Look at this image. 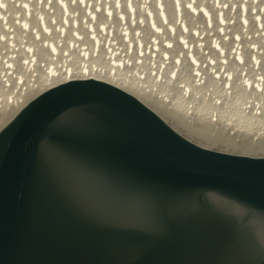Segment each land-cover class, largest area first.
<instances>
[{
	"label": "water",
	"instance_id": "95a60500",
	"mask_svg": "<svg viewBox=\"0 0 264 264\" xmlns=\"http://www.w3.org/2000/svg\"><path fill=\"white\" fill-rule=\"evenodd\" d=\"M180 79L178 109L174 88L213 101L187 104L196 129L258 121L228 116L226 79ZM180 122L99 77L32 93L0 125V264H264V150Z\"/></svg>",
	"mask_w": 264,
	"mask_h": 264
},
{
	"label": "bare ground",
	"instance_id": "6f19581e",
	"mask_svg": "<svg viewBox=\"0 0 264 264\" xmlns=\"http://www.w3.org/2000/svg\"><path fill=\"white\" fill-rule=\"evenodd\" d=\"M230 10H233L232 14H228ZM217 12H220L221 20H228L230 16L237 20L242 16V22L248 24L245 26L247 29L253 27V24L260 25L264 29V0H0V51L6 54L7 49L3 47L8 42V34L12 33L11 49L9 48L8 52H16V55L7 60L11 62L12 75L10 76L12 78L17 74L22 76L20 84L15 78L9 77L8 85L3 79L6 73L3 77L0 76V125L41 87L55 85L60 80L71 77L94 76L131 88V91L140 94L148 103L158 107L172 120L184 121L191 131L195 130L203 138L206 133L213 137L212 140L232 148L246 150L263 148L264 150V143L261 142L257 144L255 142L252 147L245 139L232 141L228 137V134L231 136L232 134L228 133V129H220L212 120L214 116H211L210 120L216 125L215 127L201 124L210 122L202 120L196 129L195 115L187 108V104L194 99L197 103L203 101L206 105H211L213 101L205 96L206 92L196 89L191 94L190 91L182 90L184 94L182 97L180 89H176L178 101L181 102L179 109L168 92L171 88L168 87L167 81L170 79L166 76V71L176 69L178 72L186 73L187 68L184 64L187 63V54L190 53L193 66L190 64L192 67H188L189 69L196 68L204 72L208 69L210 72L205 76L201 73L198 76L195 75V79L198 78L200 81L199 85H205L209 81L220 83L221 79L226 78L224 85H228V88L236 90L243 88L247 91V95H241L234 90V95L240 101L238 100L236 105H231L235 107V113L231 115L228 113V116H238L241 121L251 120L252 115L256 116L258 121L254 123L251 120L250 126L244 128L243 132L264 135V57L260 56V53L250 57L247 50L243 53L238 52V56L234 53L235 57H233L229 52L233 41L219 43L220 48L224 49L222 53L209 48L205 53L198 55L193 46L190 51H186L181 49L175 40L178 33L176 27H173L175 19L185 22L183 25L188 32L192 25L198 24L201 20H208L210 24L214 22ZM254 14L257 15L255 18H253ZM160 15L167 21V25L174 28L172 33L165 29ZM148 17L156 28L162 27V33L166 35L165 39L169 38L172 41L171 47L169 43L164 47L161 44L164 40L161 39V35L149 31ZM128 21L134 22L131 24ZM242 25L240 24L241 27ZM120 27L129 29L126 31L127 43L124 42V34ZM135 29L139 31L135 33ZM187 32L183 38L194 43L195 39L192 41ZM134 36L144 41L154 36L158 44L157 50H154L155 57L146 54L145 43L139 46L133 45L130 39ZM106 39H108L107 45L104 43ZM111 40L115 42L109 44ZM239 41L244 42L245 38L241 36ZM261 44L264 45V43ZM14 46H17L18 50L14 51ZM161 51H165V58L159 55ZM178 52L179 59L177 56L176 62L171 63L170 59L173 58L171 54L175 56ZM158 56L160 61L167 65L166 71L162 69L163 76L159 79L153 75H147V79L139 78V73H146L153 67L152 64H155ZM220 57L225 58V61L221 62ZM24 58L34 60L30 66H25L21 61ZM208 58L211 59L209 62H212V65L207 62ZM27 61L26 64H29L30 60ZM49 65L57 67L54 66L48 71ZM3 68L6 70L0 60V73L5 71ZM30 68L37 73L33 80L28 78ZM210 68H216L218 75L211 73ZM112 69L114 71L110 72ZM171 79L178 78L174 76ZM254 90L258 94L253 93ZM244 97H246L245 100Z\"/></svg>",
	"mask_w": 264,
	"mask_h": 264
},
{
	"label": "rangeland",
	"instance_id": "374dc122",
	"mask_svg": "<svg viewBox=\"0 0 264 264\" xmlns=\"http://www.w3.org/2000/svg\"><path fill=\"white\" fill-rule=\"evenodd\" d=\"M230 13L232 14L233 10L232 11L230 10L228 14H230ZM256 16L257 15L254 14L253 18H255ZM215 17H216L215 21L211 22V24L213 23V25H212L213 27L211 26V24H210V22L208 20H206V21L205 20H201V21H199L198 24L192 25V27H190V30H188V32H187V29L185 28L186 26L183 25V24H185V22H183L182 20L180 21L179 19H175L174 20L175 21V25L173 24V27L174 28L176 27L175 29H177V31H178V33L176 34L177 37H176L175 40L179 44L180 48L181 49L183 48L186 51L187 50L190 51L191 47L193 46V48H195V51L197 50L198 55H199V53L200 54L205 53L209 48H211V50L213 49V51H215V52L222 53V52H224V49L220 48L221 46L219 45V43L223 44V43H229V41H233V45L231 46V48L229 50V52L233 55V57H235L236 55L238 56V54H239L238 52L243 53L245 50H247L249 52L250 57L251 56H256L255 55L256 53H260L259 55L264 57V45L261 44V43H264V29H262L260 25L258 26L256 24L255 25L253 24L252 25L253 27H250V28L247 29V27H245V26L248 25V24H246V22H242L243 21L242 16L238 17L237 20H234L232 18V16H230L228 18V20H221L222 17L220 16V12H217ZM160 18H161V23L165 26V29L172 33L174 31L173 30L174 28L173 27L171 28L169 25H167V21H165L162 18L161 15H160ZM138 20H140V19H138ZM147 21H148L147 23H149L148 24V28L150 29L149 31H152L153 33L155 32L157 35H161V39L162 40L164 39L163 41H161V44H163L164 47H165V45L167 43H169L170 47H171L172 41L169 40L168 36H167L168 39H165L166 35H164L162 33L163 32L162 27L160 26V27L156 28V26L152 25V23L150 22V17H148ZM128 22L132 24L134 21H128ZM256 23H257V21H256ZM139 24H141V23L139 22ZM240 24H243L242 27L240 26ZM233 25H236V26L232 27ZM197 26H199L200 28H195ZM124 27H122V28L120 27V29H121V31L124 34V40H125L124 42H126L127 41V35H126L127 32L126 31H129V29H124ZM138 31H139V29H135V33L138 32ZM185 32L189 33L188 37H190V39H192V41L195 39L194 43L189 42L187 38L186 39L183 38ZM169 35H171V34L169 33ZM12 36H13L12 33L8 34V36H7L8 42L5 45V47H3V48L7 49V52H8L9 48L11 49V47H10L11 46V42H10L11 39L10 38ZM241 36L243 38H245L244 42L239 41V38ZM133 39H130V41L132 42L133 45L139 46V45L145 43L146 45H144V47H145L146 54H148L151 57H155V54H154L155 51L154 50H157L156 46H158V44H157L156 38L154 39V36L148 37V39L145 40V41L143 39H138V37L136 38L135 36H134ZM106 40L107 41L104 42V43L107 45L108 39H106ZM111 41L112 42H110L109 44L115 42V40H114V42H113V40H111ZM168 41H170L171 43L168 42ZM188 42L190 43V45H189ZM130 44H127V45L129 47H131ZM202 44H206V45H202ZM16 47L17 46L13 47L14 51L18 50ZM150 49H153V50L151 52H148ZM7 52H6V54H3V51L2 50L0 51V60L2 61L3 67H6V70H5V68H3L5 71L0 73V76L3 77V75L6 73V75H4V77H3V79L5 80V84L6 85L9 84L10 78H12L10 76V75H12L11 62H8L7 60L9 58H13L16 55V52H13V51L12 52H8V53ZM234 53H235V56H234ZM159 55L162 58H165V55H166L165 51H161ZM187 55H188V59L187 60L193 65L191 57H190V53H188ZM177 56H178V58H177ZM179 56H180V53L178 52V55L173 56L174 59L171 58L172 61L176 62V60L179 59ZM220 58H221L220 59L221 62L225 61V58H223V57H220ZM157 59L158 60L160 59L159 56L156 58V60ZM27 60H30L29 64H26L28 62ZM32 60H34V59L33 58L32 59L31 58L30 59H28V58L25 59L24 58L21 61L25 64V66L26 65L30 66L31 63L33 62ZM150 60H152V59H150ZM210 60L211 59L208 58L207 62H209ZM209 63H211V65H212V62H209ZM40 64H42V63H40ZM159 66L161 68H163L164 67V63H161ZM48 67L49 68H47V70L49 71V69H51L54 66L49 65ZM55 67H57V66H55ZM203 68H205V65H203ZM210 69H211V73H213L214 75H218V72H217L216 68L215 69L210 68ZM161 70L162 69H151L149 72H150L151 75H154L155 77L160 78ZM196 70H192V71L197 76L200 73L203 76H205L207 73H210L208 71V69H207V72H204V71L198 70V69H196ZM29 71L30 72L28 73V75H30V76L28 78H30V80H33L37 73L34 71V69L32 71V68H30ZM113 71H114V69L110 70V72H113ZM169 71H171V73L169 74L170 78H174L175 69H172V70H169ZM146 75L147 74L141 72V73H139V78L144 77V79H147L148 76L145 78ZM13 78H15L16 82L19 83V84L22 81L21 74H17V75H15V77L13 75ZM196 81L200 82L198 80V78H197ZM184 88H186V87H184ZM166 93L168 94V92H166ZM173 100H174V98H173ZM228 133H232V131L228 130ZM232 136H234V135H232ZM232 136L228 134L229 138H231ZM253 137L254 138L245 139V140L249 144L253 145L258 138L262 139L261 137H256V136H253ZM239 140L240 139L238 137L232 139V141H235V142H237Z\"/></svg>",
	"mask_w": 264,
	"mask_h": 264
}]
</instances>
